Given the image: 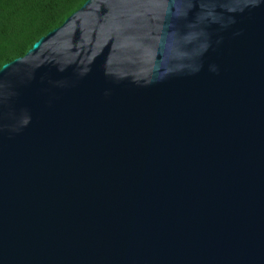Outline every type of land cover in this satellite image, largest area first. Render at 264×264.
<instances>
[{"label":"water","instance_id":"water-1","mask_svg":"<svg viewBox=\"0 0 264 264\" xmlns=\"http://www.w3.org/2000/svg\"><path fill=\"white\" fill-rule=\"evenodd\" d=\"M0 264H264V0H87L4 64Z\"/></svg>","mask_w":264,"mask_h":264},{"label":"trees","instance_id":"trees-1","mask_svg":"<svg viewBox=\"0 0 264 264\" xmlns=\"http://www.w3.org/2000/svg\"><path fill=\"white\" fill-rule=\"evenodd\" d=\"M87 0H0V69L25 55Z\"/></svg>","mask_w":264,"mask_h":264}]
</instances>
